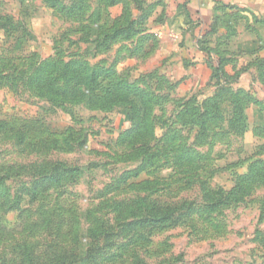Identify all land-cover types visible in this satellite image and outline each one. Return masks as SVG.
<instances>
[{
	"label": "rangeland",
	"instance_id": "obj_1",
	"mask_svg": "<svg viewBox=\"0 0 264 264\" xmlns=\"http://www.w3.org/2000/svg\"><path fill=\"white\" fill-rule=\"evenodd\" d=\"M169 9L166 0H0V264H58L63 253V264H264V98L230 83L248 94L243 129L230 123L239 110L227 96L206 137L179 117L217 91L211 60L205 84L189 81L199 41L253 79V52L236 42L264 35V23L218 4L215 31L186 47L193 30ZM48 59L109 74L88 92L87 81L66 85L53 70L60 91L50 96L37 84ZM117 81L145 92L148 150L126 142L135 115Z\"/></svg>",
	"mask_w": 264,
	"mask_h": 264
},
{
	"label": "trees",
	"instance_id": "obj_2",
	"mask_svg": "<svg viewBox=\"0 0 264 264\" xmlns=\"http://www.w3.org/2000/svg\"><path fill=\"white\" fill-rule=\"evenodd\" d=\"M222 8L225 10L226 8H233L234 6H230L227 4H221ZM233 12V14H235ZM217 17V16H216ZM217 25V19L212 20L209 30H206L204 36L207 33L214 32L215 27ZM230 27V26H228ZM228 40V39H227ZM227 40L223 39L221 41V44L223 45L227 44ZM225 43V44H224ZM199 47L204 51L205 55L208 58V61L211 60V62H216V65H213V74H211L212 78H214L215 85L217 86V91L215 95L212 97H207L206 99L201 100L200 102H193L195 104L188 103V106H183V109L180 110L179 117L180 120L182 119L184 121V125L187 124H193V123H199L200 128L197 130V136L206 137L207 131L209 128V124L213 119H217L220 117L219 113V106H220V98H224L227 96L232 102L233 106H237L239 113L237 115H233V119H230V123L234 124V130L237 129H243L245 117L243 115L242 111V102L243 98L242 95L247 99V91L242 89H234L229 86L230 83L236 81L238 77L241 74V71L243 69L236 70L232 75H228L224 70V64L228 61L231 62L233 59H227L224 55H221L218 50H215V48H211L206 40L199 41ZM225 52V51H224ZM224 54V53H223ZM256 65L259 69V75L264 82V59L256 61ZM85 66L82 65L81 62L77 60H70L67 62L62 61H55L52 59H48L45 62H43L42 68L40 67L41 76L37 80V84L39 82L38 87H44L43 85H47V91H49L48 94L51 95H57L59 94V89L55 88V79L51 75L53 70H61V77H68L67 78V84L69 85L70 82H75L78 84H82V82L87 81L90 88H88V92H94L97 87L95 88V85L97 86V77L100 74H109L108 70H103L101 72H98L96 70H91L92 72L90 74H85ZM263 77V79H262ZM81 81V82H80ZM117 83V84H116ZM115 84V89L120 90L118 92L119 97H121L124 100H128L129 103H132L133 107H130L134 111L135 120L134 125L131 129H129L127 132H125L126 136V142H131L132 144L140 143L139 147H143V149L148 150V147L144 146L147 141V137L150 134L152 125L150 122L147 121V111H149L148 106V100L145 99V92L142 89H136L132 88L131 86H128L127 83H123L122 81H117ZM67 87L61 91V93L66 94L69 93ZM72 92V91H71ZM94 97H97V95L92 94ZM134 97L139 99L133 102L132 99L129 97ZM257 100V99H256ZM253 101H255V98H253ZM236 108V109H237ZM241 110V111H240ZM168 142L175 141V136L171 135L168 137ZM175 150V149H174ZM148 152V151H147ZM179 156L183 159L190 158V148L189 145L185 143V145L182 147L181 150L178 151ZM149 155H154L153 153H150ZM62 177V176H61ZM55 180V179H53ZM59 181V179L57 180ZM40 184H34V189H37ZM40 189L36 193L39 192ZM142 204H144V201H141ZM140 204V203H138ZM105 227L101 226V231L98 233V235H102V233H105ZM64 254V253H63ZM63 254L55 255L53 257V261L58 264H63L66 261V256H63ZM27 257H30L31 260H35L34 253L28 252ZM60 261V262H59Z\"/></svg>",
	"mask_w": 264,
	"mask_h": 264
},
{
	"label": "crops",
	"instance_id": "obj_3",
	"mask_svg": "<svg viewBox=\"0 0 264 264\" xmlns=\"http://www.w3.org/2000/svg\"><path fill=\"white\" fill-rule=\"evenodd\" d=\"M169 6V17H175L177 20H184L189 22V25L191 26L190 30H193V36L189 33L186 35L185 39V45L186 47L192 46L194 42L196 41L197 36H203L208 29V25H210L212 15L215 13V5L218 4H227L230 6H234L238 8L239 10L245 8L244 10L250 11L254 18L257 20V23L263 22L264 23V0H166ZM168 23V22H167ZM169 24V23H168ZM188 25V26H189ZM168 27V25H167ZM260 27L257 26L256 29H259ZM186 30V29H183ZM183 32V31H182ZM181 34V38L182 36ZM258 34V39L255 37ZM264 45V35L259 31L255 33L254 38L246 41L240 40L239 42H236V47L240 50L245 51H252L253 52V79L250 78V74L248 72L241 73L238 79L236 80L237 83H235L234 86L236 87H242L244 89H250L252 92H254L259 99L262 97L264 98V86H262L260 80H254L259 74L256 75V71L259 69L256 65V61L264 59V54H261V52L258 50H261V46ZM195 51L191 53L192 59L197 62L193 64V67L189 68V81L192 83L191 85L194 86L196 89L198 85H202L203 83L208 80L210 76V68L207 65L208 58L206 55H204V52L198 51L197 49H194ZM233 64H228L225 66V72L228 75H232L234 73V69H240V66L242 65L241 61L233 62ZM189 82V83H190ZM213 88L207 87L203 91L204 93L212 91ZM258 106L254 105L253 109H257ZM259 109V108H258ZM258 117V115H256ZM261 117L259 116L256 119L255 123H260Z\"/></svg>",
	"mask_w": 264,
	"mask_h": 264
}]
</instances>
